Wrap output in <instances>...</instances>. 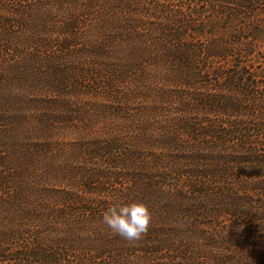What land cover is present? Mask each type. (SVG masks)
Instances as JSON below:
<instances>
[{
	"label": "trees",
	"instance_id": "16d2710c",
	"mask_svg": "<svg viewBox=\"0 0 264 264\" xmlns=\"http://www.w3.org/2000/svg\"><path fill=\"white\" fill-rule=\"evenodd\" d=\"M259 1L0 0V264H264Z\"/></svg>",
	"mask_w": 264,
	"mask_h": 264
},
{
	"label": "clouds",
	"instance_id": "9594fccd",
	"mask_svg": "<svg viewBox=\"0 0 264 264\" xmlns=\"http://www.w3.org/2000/svg\"><path fill=\"white\" fill-rule=\"evenodd\" d=\"M151 221L148 206L142 201H132L114 202L102 214L101 223L111 234L121 237L129 244H135L147 234Z\"/></svg>",
	"mask_w": 264,
	"mask_h": 264
},
{
	"label": "rangeland",
	"instance_id": "374dc122",
	"mask_svg": "<svg viewBox=\"0 0 264 264\" xmlns=\"http://www.w3.org/2000/svg\"><path fill=\"white\" fill-rule=\"evenodd\" d=\"M230 8L237 9V11H245L246 10V9L237 8V6H234V5H230ZM246 11H247L246 16H253L255 18L264 20V1H259V3H255L252 7L247 8ZM241 15L244 16V14H239V16H241ZM262 70H264V69H262ZM257 75L264 76V71L258 70Z\"/></svg>",
	"mask_w": 264,
	"mask_h": 264
}]
</instances>
